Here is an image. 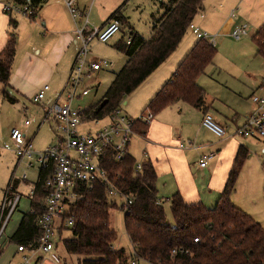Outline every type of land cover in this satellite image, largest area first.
<instances>
[{
  "label": "trees",
  "instance_id": "trees-1",
  "mask_svg": "<svg viewBox=\"0 0 264 264\" xmlns=\"http://www.w3.org/2000/svg\"><path fill=\"white\" fill-rule=\"evenodd\" d=\"M28 1L34 9L42 4V0ZM203 2L165 0L161 2L163 14L153 19L148 39L133 31L125 40L122 37L115 49L122 52L127 61L102 100L81 111L82 122L106 118L162 65L203 10ZM111 19L120 22L121 31L125 22L120 11L114 12ZM12 26L15 28L16 23ZM128 39L129 45L126 44ZM251 40L257 55L264 60V25L256 30ZM15 47L16 39L11 35L0 53L2 95L10 103L14 102L8 89ZM216 53L214 46L199 39L146 109L156 115L182 101L205 112V92L196 84V79L212 64ZM135 131L143 134L145 127L137 124ZM248 154L245 146H239L224 189L212 208L202 203L185 204L179 194L173 195L169 199L173 224L168 221L158 198L152 164L142 162L141 170L136 171V164L130 156L115 162L113 156L106 155L103 167L115 186L133 199L132 204L127 209L118 208L117 204L108 201L100 186L93 190L86 188L82 198L66 214L74 217L73 226L68 228L71 238L63 242L66 253L80 257L78 264L125 263L124 251L114 247L117 234L111 227L110 213L119 209L124 212V231L132 247L133 260L149 264H264V227L235 207L230 199ZM48 176L49 171H39L34 197L30 201L31 210L23 215L18 229L9 239L10 243L17 246L37 244L40 235L38 221L44 212V181ZM64 230L67 228H59L56 237L61 238Z\"/></svg>",
  "mask_w": 264,
  "mask_h": 264
},
{
  "label": "rangeland",
  "instance_id": "rangeland-1",
  "mask_svg": "<svg viewBox=\"0 0 264 264\" xmlns=\"http://www.w3.org/2000/svg\"><path fill=\"white\" fill-rule=\"evenodd\" d=\"M1 1L4 4L12 3V0ZM87 1L89 0H82L81 3ZM241 1L206 0L203 2L205 11L202 10L192 22L195 26L197 21H202L207 30L201 29V31L206 32L210 37H215L216 56L212 64L199 76L198 83L205 91L207 101L211 103V113L214 116H222L224 121L228 122L227 132L229 134L233 133L236 127L242 126L243 118L254 108L251 103L253 80L264 78V60L257 55L256 46L251 40L256 30L261 25H264V18L259 14L260 1ZM161 2L164 3L165 0L94 1L88 16L91 29H99L109 16L118 10L125 24L122 26L120 33L113 36L106 45L97 41H93L89 45V54L87 56L89 62L106 60L111 64L109 68H102V71L98 74H91V78L86 76L83 78L77 93L80 98H76L74 101V105L77 104L76 109H86L102 100L114 79V74L121 70L126 61L122 53L115 51V44L122 37L125 40L130 31L141 35L144 39H148L151 34L153 19L159 18L163 14ZM207 8L211 9L210 13L213 15H208ZM13 16L17 17L19 23L17 39L20 36L19 52L21 53L23 48L22 36L28 32L30 23L23 16ZM230 22L234 23L232 32L245 26L246 33L239 40L232 37V32L222 31L223 25H227ZM218 28L219 30H217ZM196 41L198 40L192 35L191 31L187 30L177 49L165 61L164 66L169 64L172 58L182 52L184 48L187 54ZM189 44L190 46L187 48ZM78 51L79 48L76 46L70 65L68 66L67 63L63 64L60 67L61 73L54 74L50 80L42 74H36L33 77L35 84L40 83L41 87L45 85L49 87L45 101L34 104L32 98L30 100L20 99L17 100V104L12 105L7 101H3L0 95V207L6 199L5 195L8 190L10 191V196L14 192L21 195V200L11 214L4 233L0 237V264L21 263L22 254L16 252L17 245L10 243L9 239L18 229L23 215L31 210V199L28 195L37 183L40 168L34 160L31 162L33 164L32 168L28 167V161L25 159L18 162L13 142L10 139V133L13 129L22 131L27 139L31 141L35 153H41L53 145L57 135V126L53 117L47 122L43 121L44 107L48 108L63 89ZM64 70L67 74H62ZM83 90H86L87 93L82 94ZM139 90L137 89L129 97L123 99L118 107L122 114L133 119L138 118L146 111V106L143 108L141 101L136 97L141 94ZM63 104L64 101L61 98L59 105ZM162 112L164 116L171 120L170 122L174 124L180 122L175 110L166 109ZM235 116L236 120L234 119ZM25 122L29 123L28 127L24 126ZM105 123L104 119L84 122L79 127V132L84 135L93 134L100 130ZM234 139L245 146L249 153L235 184L234 191L239 198L246 201L249 198L255 201H264V138L243 139L235 137ZM131 145L133 150L136 146L134 138ZM23 176L27 177L26 182L22 181ZM258 187L261 188L262 193H259ZM158 197L162 200L161 203L168 221L173 224L169 204V199L172 196L165 199L158 192ZM116 204L120 208L122 201L117 199ZM110 215L112 217L111 227L117 234L114 247L115 249L123 250L125 254L126 260L122 264H131L133 261L137 264H149L142 260H133L132 247L124 231V212L117 209L111 211ZM70 238L71 232L69 229L62 232L61 238L59 236L55 237L53 239L55 250L48 256L40 254L39 257L42 260L39 264H78V259L81 258L67 254L63 245V242Z\"/></svg>",
  "mask_w": 264,
  "mask_h": 264
},
{
  "label": "crops",
  "instance_id": "crops-1",
  "mask_svg": "<svg viewBox=\"0 0 264 264\" xmlns=\"http://www.w3.org/2000/svg\"><path fill=\"white\" fill-rule=\"evenodd\" d=\"M81 1L82 0H77V7L81 12H86L88 20L89 10L95 0H89L82 3ZM243 1L244 0L241 2ZM259 1V14L262 18H264V0ZM6 4L16 6L26 5L28 7H30V5L28 0H21L19 3L15 2V0H12V3L5 4L2 1L0 2V53L5 48L11 34L14 35L16 39L15 55L11 67L8 89L9 96L14 102L10 103L7 101L8 103L14 105L17 104V100L20 99H33L34 96L41 90L42 87L40 83L35 84L33 82V77L36 74H42L50 80L54 74L61 73L60 67L63 64L67 63L69 66L74 56L75 47L78 46L79 48V43L75 38V26L72 23L64 1L42 0V4L39 8L36 7L34 9L30 7L34 10L35 16L33 18L25 17L29 20L30 28L28 32L22 36L23 48L20 53V36H18L17 39L19 23L17 17L13 16L18 14H12L11 16L6 15L3 12V6ZM237 6L239 7V5ZM203 10L205 11L204 6ZM210 12L211 9L207 8L208 15H213ZM112 14L99 29H104L108 25V23L112 20ZM14 22L16 23L15 28L12 26ZM82 22L83 20H80L78 21V24H81ZM195 27L200 30H207L204 27L203 22L200 20L196 22ZM221 29L222 31L227 30L232 32V29H234V23L230 22L227 25H223ZM217 30H219V28ZM192 35L195 36L193 33ZM120 41L121 40L115 44L114 49L117 45H119ZM189 46L190 44L187 48ZM190 50L191 49H189V51ZM115 51L122 53L116 49ZM185 52L186 49L184 48V50L172 58L171 62H169L166 66H164V62L133 91L135 92L137 89H140L139 92L141 94L136 97L141 101V106H143V108L148 106L150 100L169 81L177 66L185 57ZM182 56L184 57L182 58ZM125 59L127 61L126 56ZM101 71L102 70L92 72L90 74H98ZM63 72L64 73L62 74H67L65 70ZM116 74L117 73L114 74V77ZM92 75L90 77L88 76V78H91ZM199 76L196 79V84L202 88L198 83ZM262 79L263 78L253 80L252 94L259 89ZM2 92L3 87L0 84L1 98L3 101H6ZM47 92H49V87L45 92V97L42 101H45ZM57 98L58 96L54 102ZM61 98H63L64 101V97ZM61 98L57 102L58 105ZM79 98L80 96L78 94L77 99ZM75 100L76 98L71 102V107L76 109L77 104L74 105ZM54 102L51 105H53ZM205 104L207 107L205 112H202L182 101L166 108L175 110V113L179 117L180 121L177 124L170 122L171 120L163 115L162 111L166 109L156 115L154 114V118L149 125L140 124V126L145 127V132L143 134H140V132L137 131L134 132V135L131 137L129 142L127 155L134 160L135 164L142 162H150L152 164L156 173L155 186L157 195L159 192L162 198L168 199L175 194H179L185 204L202 203L205 207L212 208L216 204L219 195L224 189L234 163L237 150L241 144L234 139L235 137L219 139L202 127L201 122L205 113L212 115L217 124L226 128L228 127V122H225L222 116H214L211 113V103L207 101L206 94ZM46 108L47 107H44V109ZM83 110L85 109H82L81 111L83 112ZM253 110L254 108L246 115L253 112ZM234 119L236 120V116ZM25 138L28 140L26 135ZM133 138L136 146L132 150L131 143ZM209 153H213L214 158L208 162L205 168H199V161L204 155ZM24 159L28 161V167L32 168V160L27 158H23L22 160ZM34 187L32 189H34ZM258 191L260 193L261 188L258 187ZM230 199L235 207L244 211L262 227H264V201H255L251 198L246 201L239 198L235 191L231 194Z\"/></svg>",
  "mask_w": 264,
  "mask_h": 264
},
{
  "label": "built area",
  "instance_id": "built-area-1",
  "mask_svg": "<svg viewBox=\"0 0 264 264\" xmlns=\"http://www.w3.org/2000/svg\"><path fill=\"white\" fill-rule=\"evenodd\" d=\"M74 24V34L79 43V51L71 68L70 74L58 95L57 100L49 108L44 109L43 121H49L53 117L57 126V135L53 145L41 153H35L31 141L26 140L25 134L17 129L10 133V139L15 147V155L18 160L27 158L35 160L42 171H49V176L44 181L46 194L43 200L44 212L38 221L40 235L35 246H18L17 253L22 254L20 264H39L42 260L39 255L48 256L55 250L53 239L59 228H71L73 216H66L70 207L78 202L83 192L87 189L93 190L100 186L108 201L114 202L119 199L120 205L127 209L132 204V198L125 196L113 183L110 174L103 167V158L110 154L115 162L121 161L126 155L131 137L134 135V128L137 124L149 125L154 114L146 109L138 118L133 119L122 114L118 108L113 110L104 120L106 123L95 133L81 134L79 127L82 122V112L71 107V102L77 98V93L83 82V78L90 77L92 72L109 68L110 63L106 60L89 62V45L93 41L101 44L107 43L113 36L120 32V22L112 19L104 29H91L88 27L86 12H81L77 7V0H63ZM93 1V0H92ZM6 15L18 14L23 17L33 18L35 12L26 5L3 6ZM83 20L81 24L78 21ZM196 38L205 40L209 45H215V38L210 37L206 32L199 30L193 24L188 28ZM245 26L232 32V37L239 40L245 35ZM130 44V39L126 42ZM48 86H43L34 96L32 102L39 104L45 97ZM87 91L83 90L82 94ZM64 97V104L59 106L58 100ZM254 106L253 112L243 118L242 126L236 127L234 132L229 134L226 127L217 124L209 113L202 118V127L219 139L240 137L243 139L264 138V78L259 89L251 96ZM29 126L28 122L24 123ZM213 153L204 155L199 161V168H205L212 159ZM18 161V162H19ZM264 165V163H263ZM135 170H141V163L135 165ZM23 176L22 181H26ZM6 192V199L0 207V237L8 224L11 214L17 207L21 195ZM34 197V189L28 195ZM196 241V240H195ZM131 264H137L133 261Z\"/></svg>",
  "mask_w": 264,
  "mask_h": 264
}]
</instances>
